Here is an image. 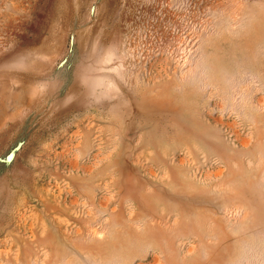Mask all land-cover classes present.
<instances>
[{
	"label": "rangeland",
	"instance_id": "rangeland-1",
	"mask_svg": "<svg viewBox=\"0 0 264 264\" xmlns=\"http://www.w3.org/2000/svg\"><path fill=\"white\" fill-rule=\"evenodd\" d=\"M0 264H264V0H0Z\"/></svg>",
	"mask_w": 264,
	"mask_h": 264
}]
</instances>
